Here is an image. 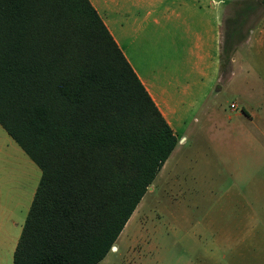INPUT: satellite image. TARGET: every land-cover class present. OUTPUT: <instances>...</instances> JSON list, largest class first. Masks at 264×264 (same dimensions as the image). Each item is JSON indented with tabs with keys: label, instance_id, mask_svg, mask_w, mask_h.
Returning a JSON list of instances; mask_svg holds the SVG:
<instances>
[{
	"label": "trees",
	"instance_id": "trees-1",
	"mask_svg": "<svg viewBox=\"0 0 264 264\" xmlns=\"http://www.w3.org/2000/svg\"><path fill=\"white\" fill-rule=\"evenodd\" d=\"M0 126L40 169L11 264H96L177 142L88 0H0Z\"/></svg>",
	"mask_w": 264,
	"mask_h": 264
},
{
	"label": "rangeland",
	"instance_id": "rangeland-1",
	"mask_svg": "<svg viewBox=\"0 0 264 264\" xmlns=\"http://www.w3.org/2000/svg\"><path fill=\"white\" fill-rule=\"evenodd\" d=\"M245 1L232 0L222 20L221 65L227 71L232 52L236 60L248 56L251 62L243 69L236 62L229 84L209 97L226 114L241 110L245 80L259 84L257 74L264 67V60L241 48L247 28L255 27L264 13V2H256L239 31L229 42L224 40L227 19ZM184 134L175 176L154 177L153 189L147 186L117 235L115 248L96 264H264L262 133L252 127L245 161L241 146L219 151L214 132ZM39 175L38 166L0 126V264H11Z\"/></svg>",
	"mask_w": 264,
	"mask_h": 264
},
{
	"label": "crops",
	"instance_id": "crops-1",
	"mask_svg": "<svg viewBox=\"0 0 264 264\" xmlns=\"http://www.w3.org/2000/svg\"><path fill=\"white\" fill-rule=\"evenodd\" d=\"M88 1L177 138L155 176H175L177 149L187 130L214 132L219 151L241 146L245 161L252 127L264 138V67L259 84L245 80L241 110L226 114L209 102L229 84L236 62L242 69L251 62L248 56L236 60L232 52L227 71L222 70V20L232 0ZM241 48L264 60V13L247 28ZM170 159L175 162L169 165Z\"/></svg>",
	"mask_w": 264,
	"mask_h": 264
},
{
	"label": "built area",
	"instance_id": "built-area-1",
	"mask_svg": "<svg viewBox=\"0 0 264 264\" xmlns=\"http://www.w3.org/2000/svg\"><path fill=\"white\" fill-rule=\"evenodd\" d=\"M229 105H230V107H234V103H232V102Z\"/></svg>",
	"mask_w": 264,
	"mask_h": 264
},
{
	"label": "water",
	"instance_id": "water-1",
	"mask_svg": "<svg viewBox=\"0 0 264 264\" xmlns=\"http://www.w3.org/2000/svg\"><path fill=\"white\" fill-rule=\"evenodd\" d=\"M113 248H115V246L114 245H111V249H113Z\"/></svg>",
	"mask_w": 264,
	"mask_h": 264
}]
</instances>
